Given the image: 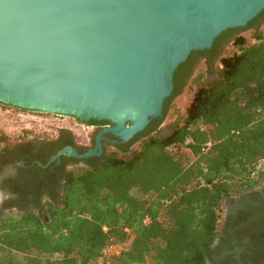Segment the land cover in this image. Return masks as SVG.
Here are the masks:
<instances>
[{
	"label": "trees",
	"instance_id": "16d2710c",
	"mask_svg": "<svg viewBox=\"0 0 264 264\" xmlns=\"http://www.w3.org/2000/svg\"><path fill=\"white\" fill-rule=\"evenodd\" d=\"M263 27L264 10L246 27L227 30L215 40L214 50L231 36L226 45L233 43L238 52L223 55L221 50L214 63L205 61L212 80L198 87L167 133L158 128L203 58L184 83L182 73L211 51H193L178 67L164 117L152 121L131 153H104L85 160L87 168L60 170V177L52 176L50 168L56 171L63 164L36 166L40 184L31 187L47 189L50 199L32 209L6 204L10 211L0 215V264H217L213 247L224 200L264 179ZM249 30L256 41L251 45L240 35ZM61 134L49 144L52 154L69 145L85 153L71 131ZM254 245L260 257L256 240ZM111 247L116 252L105 255Z\"/></svg>",
	"mask_w": 264,
	"mask_h": 264
},
{
	"label": "water",
	"instance_id": "95a60500",
	"mask_svg": "<svg viewBox=\"0 0 264 264\" xmlns=\"http://www.w3.org/2000/svg\"><path fill=\"white\" fill-rule=\"evenodd\" d=\"M264 0H0V104L75 117L111 118L104 134L128 141L162 116L178 67L243 28Z\"/></svg>",
	"mask_w": 264,
	"mask_h": 264
},
{
	"label": "flooded vegetation",
	"instance_id": "af4514ba",
	"mask_svg": "<svg viewBox=\"0 0 264 264\" xmlns=\"http://www.w3.org/2000/svg\"><path fill=\"white\" fill-rule=\"evenodd\" d=\"M229 37L231 36H226L223 38L222 41L217 44L215 50L213 46L211 49H208V51H211V53L208 52L195 58V60L190 64L189 68L182 73L180 77V83H184L191 70L202 58L203 59L201 60L199 66H205V61L214 63L218 53L221 50L224 51L226 47V41H228ZM205 70L207 72L206 66ZM195 73L191 76L188 86L183 93L190 94L193 92L195 79L192 82L191 80L194 78ZM173 93L174 90L172 94L165 99L161 117L151 119L150 123L144 128V130L136 134L128 141H123L121 138L115 137L110 133L104 134L100 141L102 154L100 156L93 157L100 158L104 153L116 151L118 149H122L129 153L134 151L137 148L140 139H142L143 136L148 133V127L152 121L162 119L164 117L165 103L169 98L172 97ZM178 97H175L170 103L171 108L169 113L173 110L175 100ZM169 113L164 118L162 125L158 128V132H165L170 129L171 125L166 124ZM175 114L177 117L176 122H179L184 115V113H180L179 110H175ZM57 116L69 117L75 121L76 125H82L83 127L90 129L88 144H79L77 143L76 139L74 141L77 147L86 148L85 153L92 149L98 150L97 136L99 133L105 128L115 125V122H113L111 118L90 119L89 121L83 122L76 119L75 117L67 115L57 114ZM62 130L67 129H58L55 132V135L50 137H32L30 139L24 138L23 140L8 144H4L3 140L0 138V215L10 211L9 208H6V204L9 202L24 204V206H28L30 209H32L37 201L45 203L50 199V194L47 192V189L41 188L37 192L32 188L33 186L40 184L39 179L41 177L39 172L36 171V166L39 168L42 167L38 165L40 162L37 161L36 158L44 157L48 160L47 164L50 162L51 158L59 151L52 154L53 150L49 147V144L62 137ZM69 146L76 148L73 145ZM76 150L78 151L77 148ZM63 157H65L67 160L63 162L61 158L59 161L52 162L47 167H51L53 163H56V166L63 164L61 169L56 171H53V169L50 168V173H52V176L54 175L60 177V170L70 172L75 169L88 167V164L85 162V160H79L77 158L67 156ZM27 161H31V164L27 165ZM25 183L29 184L28 186L30 188H24ZM223 205L225 206L226 213L221 220L219 238L213 247L215 253L217 254L215 257V262L217 264H254L257 258L259 264H264V179L256 188L225 199ZM14 211L17 212L18 208L15 207ZM255 240L258 242V246L262 250L260 257L256 254L257 249L255 248L256 245H254ZM209 264L213 263L210 262Z\"/></svg>",
	"mask_w": 264,
	"mask_h": 264
},
{
	"label": "rangeland",
	"instance_id": "374dc122",
	"mask_svg": "<svg viewBox=\"0 0 264 264\" xmlns=\"http://www.w3.org/2000/svg\"><path fill=\"white\" fill-rule=\"evenodd\" d=\"M240 35L246 39L247 45L256 42L252 38V31H243ZM238 49L239 48L236 45L229 43L226 45L223 55H232L238 52ZM195 72V76L191 80L192 82L195 79L193 92L190 94L183 93L175 100L173 110L169 113L166 124L172 125L176 122L177 117L175 110H179L180 113L185 114V111L190 105L198 87L205 85L212 80L207 74L204 65L198 66ZM61 128L71 131L77 143L83 145L89 143L90 129L83 127L82 125H76L75 121L69 117H60L52 113L21 110L0 104V137L3 136L5 138L3 140L4 144L14 143L23 140L24 138L50 137L55 135V132ZM164 133H167V131ZM146 198H151V196H146ZM225 213L226 209L223 205V210L221 212L222 217ZM116 250L117 247L112 251V254L116 252Z\"/></svg>",
	"mask_w": 264,
	"mask_h": 264
},
{
	"label": "built area",
	"instance_id": "2783aa9c",
	"mask_svg": "<svg viewBox=\"0 0 264 264\" xmlns=\"http://www.w3.org/2000/svg\"><path fill=\"white\" fill-rule=\"evenodd\" d=\"M210 146H211V143L208 144V147H210ZM104 230H106V229H104ZM115 249H116V247H111V248L107 249L104 253H105V255H111L112 251Z\"/></svg>",
	"mask_w": 264,
	"mask_h": 264
}]
</instances>
